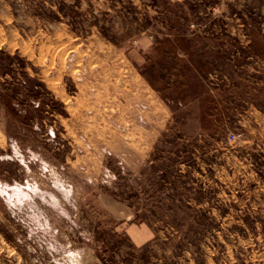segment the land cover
<instances>
[{
	"label": "rangeland",
	"instance_id": "rangeland-1",
	"mask_svg": "<svg viewBox=\"0 0 264 264\" xmlns=\"http://www.w3.org/2000/svg\"><path fill=\"white\" fill-rule=\"evenodd\" d=\"M0 264H264V0H0Z\"/></svg>",
	"mask_w": 264,
	"mask_h": 264
},
{
	"label": "built area",
	"instance_id": "built-area-1",
	"mask_svg": "<svg viewBox=\"0 0 264 264\" xmlns=\"http://www.w3.org/2000/svg\"><path fill=\"white\" fill-rule=\"evenodd\" d=\"M233 136V135H232Z\"/></svg>",
	"mask_w": 264,
	"mask_h": 264
}]
</instances>
